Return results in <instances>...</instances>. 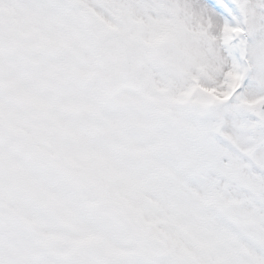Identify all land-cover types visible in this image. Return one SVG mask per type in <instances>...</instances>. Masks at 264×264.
<instances>
[{
  "label": "snow or ice",
  "instance_id": "obj_1",
  "mask_svg": "<svg viewBox=\"0 0 264 264\" xmlns=\"http://www.w3.org/2000/svg\"><path fill=\"white\" fill-rule=\"evenodd\" d=\"M0 264H264V0H0Z\"/></svg>",
  "mask_w": 264,
  "mask_h": 264
}]
</instances>
